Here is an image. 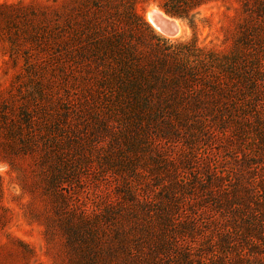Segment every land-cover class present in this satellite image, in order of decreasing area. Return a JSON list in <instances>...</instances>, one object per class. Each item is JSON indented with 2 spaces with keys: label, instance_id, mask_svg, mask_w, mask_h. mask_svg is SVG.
Wrapping results in <instances>:
<instances>
[{
  "label": "rangeland",
  "instance_id": "obj_1",
  "mask_svg": "<svg viewBox=\"0 0 264 264\" xmlns=\"http://www.w3.org/2000/svg\"><path fill=\"white\" fill-rule=\"evenodd\" d=\"M94 2L0 0V264H261L264 0H212L174 38L150 0L159 79L92 59Z\"/></svg>",
  "mask_w": 264,
  "mask_h": 264
},
{
  "label": "trees",
  "instance_id": "obj_2",
  "mask_svg": "<svg viewBox=\"0 0 264 264\" xmlns=\"http://www.w3.org/2000/svg\"><path fill=\"white\" fill-rule=\"evenodd\" d=\"M101 1L102 5L94 2L95 8L92 11H83L86 24L81 27L85 26L88 29L87 34L83 36L84 39L87 38L84 46H86L87 52L93 55L92 59L111 57L119 67L123 68L124 73L127 72L128 76L142 71L145 76H148L145 73L147 71L155 79H159L157 75H163V73H158V69L151 65L148 59H141L138 57L140 53H137V43L144 40L143 26L150 28L144 16L146 7L150 5V0ZM210 1L212 0H165L162 8L172 16L188 19L191 26L197 28L198 24L193 12ZM192 44L194 52L204 50L197 43ZM194 52H190V56H200ZM161 69L165 71L164 67ZM181 73L185 76L184 79L191 80L194 78L195 68L184 67ZM261 213L262 237L260 239L264 242V203L261 204ZM188 261L186 260L184 264H189Z\"/></svg>",
  "mask_w": 264,
  "mask_h": 264
},
{
  "label": "water",
  "instance_id": "obj_3",
  "mask_svg": "<svg viewBox=\"0 0 264 264\" xmlns=\"http://www.w3.org/2000/svg\"><path fill=\"white\" fill-rule=\"evenodd\" d=\"M149 21L164 36L174 38L181 32V19L172 16L164 10H153L149 14Z\"/></svg>",
  "mask_w": 264,
  "mask_h": 264
},
{
  "label": "bare ground",
  "instance_id": "obj_4",
  "mask_svg": "<svg viewBox=\"0 0 264 264\" xmlns=\"http://www.w3.org/2000/svg\"><path fill=\"white\" fill-rule=\"evenodd\" d=\"M153 10H159V9H157V8H151L150 11H149V13H148V17H149V14H150ZM183 32H184V28H182V25H181V32L179 33L178 36H180Z\"/></svg>",
  "mask_w": 264,
  "mask_h": 264
}]
</instances>
